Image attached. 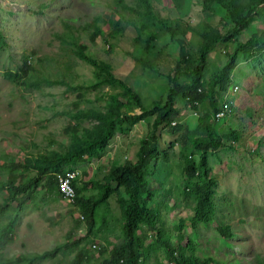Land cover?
<instances>
[{"label":"rangeland","instance_id":"374dc122","mask_svg":"<svg viewBox=\"0 0 264 264\" xmlns=\"http://www.w3.org/2000/svg\"><path fill=\"white\" fill-rule=\"evenodd\" d=\"M149 2L151 15L138 0H0V228L11 224L9 237L0 238V264H22L45 254L53 259L38 264H99L121 250L130 197L124 186L111 182V174L138 160L141 141L159 113L149 111L166 104L168 75L177 66H195L214 32L226 35L254 8L259 14L238 41L218 43L209 53L207 77L225 66L240 43L264 35L260 0H208L206 6L203 0ZM62 22L77 28L74 34L96 65L60 43ZM95 22L100 34L93 39ZM236 61L217 96L220 108L229 102L226 118L217 119L209 100L195 110L180 96V115L172 123L176 133L167 126L159 131L157 156L145 172L147 185L137 193L151 219L134 233L143 264H175L162 242L209 264H264V43L241 51ZM24 63L38 68L24 74ZM40 76L47 80L39 84ZM116 80L135 92L140 106L122 99L125 89ZM204 116L222 145L207 153L204 177L191 179L186 164L198 166L202 152L183 146L179 136L195 130ZM101 117L114 124L109 139L93 150ZM68 152L75 158L57 172L81 171L77 198H99L101 188L110 186L109 198L92 215L60 192L44 189L45 178L56 170L29 186L48 158ZM201 179L216 182L215 216L208 223L198 219V195L191 189ZM10 187H27L34 199L21 210L22 195ZM219 225L231 229L229 239L221 237Z\"/></svg>","mask_w":264,"mask_h":264},{"label":"trees","instance_id":"16d2710c","mask_svg":"<svg viewBox=\"0 0 264 264\" xmlns=\"http://www.w3.org/2000/svg\"><path fill=\"white\" fill-rule=\"evenodd\" d=\"M138 1L144 3L147 14L151 15L153 10L149 0ZM203 1L204 5L206 6L208 0ZM260 3L264 4V0H260ZM258 14V8H254L247 16H240L237 19L234 27L229 30L226 35H222L219 32H214L200 49L199 61L195 66L188 70L177 66L175 67L173 73L168 75V79L170 81V90L167 95L166 104L164 108L160 110L157 109V104H155L154 108L149 111V113L155 111H158L159 113L153 123V129L151 133L141 141V147L137 155L138 160L135 163H127L125 166L114 169L111 174V182H116L119 185L124 186L126 190L125 192L130 197V204L124 210L125 225L123 229V235L125 237L126 243L123 248L121 250H117L110 259L103 260L99 264H143L142 255L138 248L139 246H137V243L134 239V233L138 229L140 223L147 221L149 224H151V219L146 209L141 207L137 193L147 185L145 180V172L157 156L160 140L159 131L162 127L167 126L171 129L172 133H176L177 128L175 126L173 127L172 123L175 117L180 115V111L176 107L177 99L180 96L186 99L195 110L198 109V106L209 100L212 102L215 112H219L220 102L217 96L219 92L226 89L229 76L231 75V71L235 66L234 63L237 62V56L241 51H245L249 47L258 46L264 43V35L260 36L259 34H255L252 38H249L245 44L240 43L235 51L229 55V59L225 66L213 74L211 78L207 77L206 63L208 55L215 49L218 43H227L230 41L237 42L241 33L248 30L253 18ZM62 25L65 29V32L63 34H57L60 39V43L68 50L73 51L78 58L87 60L90 63L96 65V63L85 54L84 43L80 42L79 37L74 34V31H76L77 28L68 24L67 22H62ZM91 26H95L92 37L93 39H96L100 34L99 28L96 26V22L91 23ZM168 29L173 35L174 30L170 27ZM0 40H2L1 36ZM139 62L144 68H148L149 70L156 72V70L146 61L140 59ZM29 68L30 65L24 63V66L21 68V72L28 75V70L31 72L38 67L36 66L32 69ZM180 77H184V81H180ZM18 78L19 76L15 77V79ZM44 80H47L45 76H40L38 83L40 84ZM116 82H118L125 89L122 99H126L129 103L140 106L138 101L139 98L135 92L121 80H116ZM116 98L117 97L115 96H109V99L114 101ZM100 120L101 129L97 133L93 143L90 144V147L93 148V150H96L97 147L101 146L107 141V139H109L111 127L114 124V121L109 120L108 118L101 117ZM199 121L200 122H198L199 124H197L198 126L195 130L185 129V131H183L179 136V141L183 146L186 147L190 144L202 152V157L198 166L192 164L191 161H188L186 164L185 172L191 179L196 178L198 175L200 178L204 177L203 173L208 165L207 153L217 150L222 145V138H220L212 128L213 126L209 118L205 116L200 117ZM191 138L192 140H190ZM73 158H75V155L70 152L66 154H56L48 158L47 164H42L38 167V176L31 182L29 186L33 188V186L39 184V182H41V180H43L51 170H56L45 178L44 189L49 192L52 190L59 192V183L56 174L62 173L65 170L61 172L57 171L62 167L63 164L71 162ZM78 182L79 181L75 182V204L79 206L83 212H90L92 215L96 207L101 202L107 201L109 198V193L111 192L110 186H104L101 188L99 198L92 197L88 198L87 200H83V198H77ZM215 187L216 182L212 179L207 181L201 179L200 182H196L191 186L192 191L198 195L196 214L198 219L203 223L212 222L214 220L215 208L213 205V196ZM10 188L11 192L17 196L22 195V198L18 201V205L21 210H23V207L26 206L27 203L34 199L31 195H29V193H26L27 187H23L22 189H16L14 187ZM3 213L4 212L0 213V215L4 216ZM6 213L7 211H5V214ZM10 225V222L6 225H2L0 228V238L9 237L8 229L10 228ZM217 230L224 239H229L231 237V229L229 227L219 225ZM157 240H159V238ZM162 246L167 249V256L175 264H209L207 262L200 261L198 258L191 259L186 257L184 254L178 253L175 248H172L167 243L162 242ZM49 257L53 259L51 254H45L42 256L36 255L32 259L24 261L22 264H38L40 260H44ZM78 261H81V257L78 259ZM1 264L15 263L11 261H2Z\"/></svg>","mask_w":264,"mask_h":264},{"label":"built area","instance_id":"2783aa9c","mask_svg":"<svg viewBox=\"0 0 264 264\" xmlns=\"http://www.w3.org/2000/svg\"><path fill=\"white\" fill-rule=\"evenodd\" d=\"M233 90L238 92L240 90V86H234ZM230 106L228 101H223L222 106L217 112L216 117L218 120H222L226 118L230 114ZM58 183H59V192L65 201L68 203H75L76 199V188L75 182L79 181L82 173L80 170H65L62 173L56 174ZM82 219H85L82 216ZM94 247V246H93ZM96 248V247H95Z\"/></svg>","mask_w":264,"mask_h":264}]
</instances>
